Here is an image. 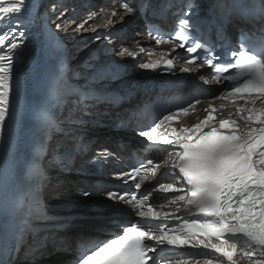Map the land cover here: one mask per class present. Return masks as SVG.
Returning <instances> with one entry per match:
<instances>
[{
  "label": "snow or ice",
  "instance_id": "6c2138e0",
  "mask_svg": "<svg viewBox=\"0 0 264 264\" xmlns=\"http://www.w3.org/2000/svg\"><path fill=\"white\" fill-rule=\"evenodd\" d=\"M172 7L178 11L171 13V31L146 24V34L115 56L135 60L145 54L140 69L174 72L172 53L183 49L179 72L205 69L210 75L201 81L224 90L207 101H184L140 126L137 134L161 159L116 173L135 191L105 193L108 201L130 210L133 219L115 224L105 239L80 237L73 264H264V0H216L204 18L192 11L195 0H164L159 7L156 0H106L83 19L72 15L75 9L63 0H49L42 15L33 0H0V264H37L45 255L52 233L42 236L49 230L35 226L52 219L41 193L49 180L45 156L50 157L48 167L68 170L87 150L74 125L83 122L89 101L94 107L120 99L92 86L114 74L107 67L94 68L81 87L69 84L61 71L34 112L41 135L25 158L20 148L24 97L17 88L16 111L10 97L13 65L26 32L33 25L50 39L61 32H108L126 17L147 22L163 18ZM229 24L236 29V43L225 32ZM213 30L215 39L210 38ZM142 40L154 41L155 47L146 48ZM66 104L69 112L61 119L59 109ZM56 134L67 142L49 144ZM110 156L104 150L96 160ZM22 158L27 188L16 195ZM159 175L168 182L158 180ZM154 179L155 187L140 191Z\"/></svg>",
  "mask_w": 264,
  "mask_h": 264
},
{
  "label": "bare ground",
  "instance_id": "6f19581e",
  "mask_svg": "<svg viewBox=\"0 0 264 264\" xmlns=\"http://www.w3.org/2000/svg\"><path fill=\"white\" fill-rule=\"evenodd\" d=\"M33 2L38 6L37 11L39 14L44 10V6L49 5V0ZM63 2L67 4L70 9H75V12L72 13V15L81 19H83L85 13L89 11H97L98 6L106 3V1H104L98 5L95 1H93V4H90L88 0H79V2L76 3V6L71 7V4L75 2V0H63ZM81 19H77V23L81 22ZM146 24L147 22L144 19L137 16L128 18L122 25H115V27L108 32L97 30L96 33L99 34L98 41L100 42H97L96 44L84 45L80 43V39L82 43L88 40L83 39L87 33L79 34L80 36L71 32L58 33V35L63 38L64 45L70 50V67L67 70V74L72 80L77 81L79 85H86L88 84L87 78L93 75L94 68L99 69L107 67L111 69L114 74L110 78L100 80L92 86L102 88L103 90L117 88V90L123 92L126 98L121 103L114 106L113 104L99 102L92 107V102L89 103V110L85 111L82 115L83 122H77L74 125V127L76 126V129H78L79 138L87 144V150L76 159L77 166H75L74 159L68 170H64L55 165L48 167L47 161L50 157L45 156L44 164L47 169L49 180L41 191L45 200L53 199V203L48 204V215H62L64 220L56 222L64 223L66 225L61 230L49 227L46 228L49 231L40 233V235L46 236L51 232L52 242L49 243L45 255L42 258H38L37 264H73L75 258L74 249L77 240L80 237H92L95 239L107 238V233L116 230L115 227H113L114 225L111 220V214L116 213L117 210L121 208L127 209L123 205L108 201L105 193L107 191L131 192L132 186L129 184L130 181L126 183L125 181L118 179L116 172L114 171L112 174L107 175L108 177L106 178L103 175H96L95 169L85 171L87 165L78 163L77 160L80 158H86L88 154L97 150H99V153L107 150L112 156H116V147L112 146V143L114 142H121L125 151H129L130 149L136 150L138 148V145L128 137L129 135L123 128L132 124V119L135 118L145 100L147 98H152L154 92L150 88L147 80L151 75L159 74V71L153 72L142 70L138 67L140 63H143V60L146 62L145 60H147V56L145 54H141V56H138L135 60L130 58L121 59L115 56V51L119 50L122 46H130L134 40L140 39L141 34H146ZM96 33H90L89 36L91 37ZM106 37H110V40ZM141 43L146 48L155 47L154 41L147 42L142 40ZM83 50L86 52V61L80 66H75L74 61L78 56L77 51H79L80 54ZM104 50L108 51V53L100 56V53ZM160 50V48L157 49V51ZM174 54H176V52L172 53V57H174ZM180 56L181 53H179V57ZM90 59L92 66H89L88 64ZM26 69V59L22 54H19L18 60L14 61L11 81L13 88V93L10 97L12 111L17 110V88H19L23 94L24 109L26 101L30 96V91L26 83ZM202 73H204L203 69L200 70L198 74H192L191 77L199 78ZM69 108L70 106L62 113L60 116L61 119L68 115ZM225 115H227V113H225ZM116 118L118 121L114 123ZM105 122L113 125L107 126ZM128 132L130 133L131 130ZM66 142L67 141H65L60 134L54 135L53 138L48 141L49 144L55 146H62ZM146 155L149 159H153L157 162L161 159L160 155L155 151L148 152ZM115 168L114 170H118ZM123 171H126V169ZM157 179L162 182H168V178L163 175H159ZM97 181H101L103 184L109 183L113 186L105 187L103 194L98 200L92 203L82 202L83 199H81L79 192L82 189L90 187L88 184L90 185ZM156 182L157 180L155 179L146 181L145 184L142 185L143 190H151V188L155 187ZM59 191H62L61 193L64 194L66 193V196H59L61 198H58L57 200L55 199V196ZM69 204L70 208L67 209ZM105 210H111V212H106ZM120 221L121 223L124 222L123 220ZM165 255H174V253H165Z\"/></svg>",
  "mask_w": 264,
  "mask_h": 264
},
{
  "label": "rangeland",
  "instance_id": "374dc122",
  "mask_svg": "<svg viewBox=\"0 0 264 264\" xmlns=\"http://www.w3.org/2000/svg\"><path fill=\"white\" fill-rule=\"evenodd\" d=\"M89 1V3L90 4H93V1H95V3L96 4H98V5H100L102 2H104V1H106V0H88ZM79 2V0H75V2H73L72 4H71V7H73V6H76V3H78ZM43 11L44 10H42L41 12H40V14L42 15L43 14ZM87 14H88V12L87 13H85V15L83 16V18H86V16H87ZM96 33V32H95ZM97 34V33H96ZM94 34L93 36H89L90 35V33H87L85 36H84V38L83 39H88L86 42H84V43H82L81 42V39H80V43L81 44H96L97 42L99 43L100 41H98V39H96V37L97 36H99V34ZM80 36V35H79ZM117 44V43H116ZM107 49V48H106ZM105 49V50H106ZM103 51V52H101L100 53V56H103V54H106V53H108V51ZM77 53H78V56L76 57V59H75V61H74V65L75 66H80V65H82V64H84L85 63V61H86V52L83 50L82 52H80V54H79V51H77ZM74 55V54H73ZM72 57V56H71ZM74 57H75V55H74ZM72 59H73V57H72ZM146 61V60H145ZM143 62H144V60H143ZM62 191H59L57 194H59V193H61ZM56 194V195H57ZM65 195V194H64ZM66 196V195H65ZM59 197V196H58ZM106 212H111V210H105ZM114 220H118V219H114Z\"/></svg>",
  "mask_w": 264,
  "mask_h": 264
}]
</instances>
